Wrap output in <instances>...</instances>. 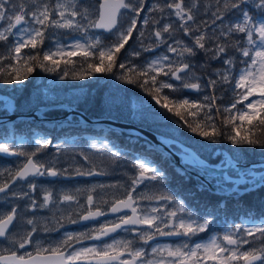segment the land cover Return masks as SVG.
Instances as JSON below:
<instances>
[{"label":"snow or ice","instance_id":"snow-or-ice-1","mask_svg":"<svg viewBox=\"0 0 264 264\" xmlns=\"http://www.w3.org/2000/svg\"><path fill=\"white\" fill-rule=\"evenodd\" d=\"M50 30L88 43L57 40L55 47L37 52L55 35ZM126 45L135 47L128 51ZM0 48V81L5 84L23 83L36 69L58 73L61 80L106 72L142 89L192 133L212 142L223 137L232 144L264 148V0H0ZM144 53L155 58L140 60ZM77 56L84 58L86 68L68 67ZM185 90L197 95L185 98ZM254 129L260 131L255 138ZM159 135V144L150 147L161 159L174 163L173 148L187 152L182 143ZM36 143L39 147L31 153L0 143V154L24 157L19 167L0 171V194L26 202L0 206V264H264V223L195 243L212 220L200 222L183 201L163 192L165 170L144 160L132 164L123 193L114 199L95 193L98 187L116 186L95 184L72 192L45 189L38 196L41 180L108 175L101 165L119 166L123 154L106 141L93 142L95 154L82 151L79 160L65 163L58 155L44 159L52 140ZM188 156L189 163L209 167L192 153ZM173 171L185 175L182 166ZM152 201L169 205V210L144 206ZM62 205L67 215L36 218L45 211L60 212ZM52 233L59 236L49 238ZM160 238L180 242L160 243Z\"/></svg>","mask_w":264,"mask_h":264},{"label":"rangeland","instance_id":"rangeland-1","mask_svg":"<svg viewBox=\"0 0 264 264\" xmlns=\"http://www.w3.org/2000/svg\"><path fill=\"white\" fill-rule=\"evenodd\" d=\"M84 2L85 3L90 2V3L95 4L97 2V0H84ZM99 2H100V0H99ZM50 31H54L55 35L51 38L50 41L49 40L45 41V45L43 47L44 51H46L48 49V47H55V42L57 40H59V42L62 44L73 43L75 41V39H80L81 42L85 43V44L88 43V40L84 39L83 37H75L73 40L65 39L66 34H64L63 30H50ZM91 31L94 32L96 35L102 34L101 32H99L97 30H91ZM103 36L105 38H107L108 36H110V34L109 35L104 34ZM89 39H94V36L90 35ZM107 42H108V40L105 39V43H107ZM129 43L131 44L132 42L130 41ZM127 46L128 45H126L125 47H127ZM134 47H135V45L132 46V48H134ZM132 48H128V51H132ZM123 51L124 50H122V53H123ZM157 51L160 52V54H163L162 50L158 49ZM144 57H148V59H152V58H155V54L144 53L143 56L140 58V60H143ZM197 59L199 60L200 63L204 62L203 60H200L199 58H197ZM134 60H135V58H134ZM214 62L215 61H213L212 64ZM65 85H66L65 80H61L60 77L55 79V80H50V79L49 80H43V79L40 80L39 79L38 81L35 80L34 83H32V85H31V91H32L31 96L29 97L28 100H23L20 103L19 109H17L15 112L18 113V112L22 111L21 113L26 112L29 114L32 111H35L39 107L49 106L52 104L54 105V103L55 104L67 103L69 105H73V106L77 107L78 104L80 105L84 101L86 91L84 90V88H81V87L66 90ZM18 86L22 87L23 85H18ZM111 89H112L111 92L109 94H105V96L102 100L100 98L97 103H95V101L92 102V107H94V108H97L100 105V103L102 104V106H103L102 109L107 111L102 116L107 117V116L112 115L113 117H116V118H122V120H125V121L130 120V122H135L139 125V126L137 125L138 127H140V126H145L147 128L150 127V129H154L159 133H165L167 135V137H169L175 141L177 140L178 142L187 146V148L189 150L193 151V153H195L199 157H201L200 153L201 154H203V153L207 154L206 157L211 156V150H212L211 148H214L216 146H220L219 144H217L218 142H212V141L208 142V140L205 141L201 138L194 139V138H190V137L186 136V134H184V132H183L184 127H181L180 123H177L178 118L172 116L171 113H167V111L165 109H161L159 107V105H155L154 100H152V99L150 100L147 97H138V95H136V94H133L131 96H128V95L126 96L123 93H121L120 91H115V90H117V88L114 86H112ZM18 92H20V91H18ZM11 93H12V97H16L17 99L19 98L18 93H16V92H11ZM91 94H93V92H91ZM196 95H197V93L193 94V93L185 90V98H193ZM106 102H109V103H106ZM6 103L9 104V101ZM125 105L127 107H125ZM153 106L155 107L156 111L152 110ZM64 109L67 111H70V109H68V108H64ZM129 113H131V115H129ZM0 115H2V114L0 113ZM69 118H71V116ZM83 121H85V119H83ZM62 122H64V124H63L64 127L72 126L74 123H77V125L80 126V124L78 123L80 121H78L77 118H74V116H72V119H70V121L63 120V121L59 122L58 124H61ZM52 129H53V127H52ZM53 130H55V129H53ZM70 131L75 132V131H78V129L77 130L70 129ZM118 133H120V132H118ZM63 138L64 137H60L56 142H53L52 144H50L48 146L47 149L44 150L46 155H44V154H42V155H44L45 160L54 159L57 157V155L59 156L60 160L65 162V163L68 161L79 160L80 158L77 156V153L83 151V152L95 154L94 150L91 148V144L93 142H96L99 144L100 142L105 141L102 138H93V139H88V141H83L79 144L78 140L69 141V140H65ZM135 138L136 137H134V138L128 137V141L131 144H135V147L128 146V143L123 144V146L120 145V147H121L120 149L119 148L116 149L112 146L114 148V150L121 152L123 154V156H122V163L119 166L114 167L112 165V166L108 167L107 164L101 165V167L107 168V171L109 173L108 175L91 177V178H75L72 180H60L59 191L72 192L75 189L91 188L92 185L95 184V185H114V186H116L113 188H103V189L98 187L97 192L95 193V195H97L98 197L103 196L105 199L110 200V199H114L117 194L123 193V189H124V186L126 185L128 177L132 174V164L134 162H138L140 160H144L145 162L151 163L148 159H145L143 157L139 158V157H137V155H135L136 149H134V148H137L136 147L137 145H139L141 147L140 148L141 151L143 149L148 148L145 141L137 140ZM122 139L124 142L125 141L124 138H122ZM38 140H47V139L42 137V134H39L38 136H35L34 142L36 143V141H38ZM24 142H26V140L22 139L18 143L19 149L21 151H24V147L29 148V146H30V144H28V143L26 145H24ZM35 146H36V149H37V147H39L37 145V143ZM231 147L234 151H239L235 148L234 145ZM152 153L156 157H159L157 152L153 151ZM127 154L132 155L134 157V159L127 158L126 157ZM220 156H222V152H221ZM239 156H242V154H240ZM235 160H236V162L238 161V159H235ZM22 161H23V158L16 160V161H13V162H9V161L3 162V164L0 165V171H3L5 168L12 169L11 163L20 164ZM154 165L157 167H160V168L162 167L163 170L168 172L167 180L165 181L166 183H172L176 180H177V183H179V182L181 183V180L186 179V176H179L173 171V169L175 167L173 166V163L170 161L166 162L163 159H159V160H157L156 164H154ZM44 181L50 182L52 180L51 179H44ZM44 187H46V186H44ZM45 189H48V188L46 187ZM117 189H119V190H117ZM161 190L165 193L172 195V196L176 195V191H174V190H166L165 187H163ZM144 191L146 193L149 192L148 189H145ZM149 194H151V193H149ZM83 195H84V193L81 192V197H83ZM189 195L192 196L195 194L190 193ZM3 200L6 201V198L5 197L1 198V196H0V204L1 205H3V203H4ZM179 201H183V200L178 199L177 202H179ZM144 206L149 207V208L159 206L161 209V212H165L166 210H169L167 208V204H165L163 202L158 203V201H152L150 203L144 202ZM53 210L57 214L63 213L65 215H67V213H68L67 206H65V205H62L60 207V212H57L56 209H53ZM39 218H37V219L38 220L47 219L45 217H43L41 219H39ZM261 223H264V220H256V221H254V220H251V221L243 220L241 223H238L237 226L247 228V227H254V226L261 224ZM72 226H74V225H70L69 227H72ZM209 264H212V262H210Z\"/></svg>","mask_w":264,"mask_h":264},{"label":"trees","instance_id":"trees-1","mask_svg":"<svg viewBox=\"0 0 264 264\" xmlns=\"http://www.w3.org/2000/svg\"><path fill=\"white\" fill-rule=\"evenodd\" d=\"M3 50H4L3 48H0V55H3V53H4ZM42 50L43 49H38L37 52H40ZM25 51L27 52L29 50L26 49ZM89 59H91V58H89ZM73 61H74V64L68 66L70 69H72V68L80 69L82 66L84 68L87 67L86 63H83L84 58H82V57H79V56L74 57ZM213 66L218 67L219 66L218 62L215 61L213 63ZM61 67H63V65ZM41 78L43 80H49V79L55 80V79L59 78V74L58 73L45 72V71H42L40 69H36L28 77V79H26L23 83L5 84L2 81H0V93H6V94L11 93V92L18 93L19 98L18 99L16 98V101H15V106H16V110H17L20 107V103L23 100H28L29 97L31 96V93H32L31 85H32V83H34L35 80L38 81ZM65 83H66V85H65L66 90L72 89V88H78V87H81V88H84L87 90L86 94H85L84 101L80 105L78 104L77 107L79 110L83 111L87 116H89V118H98L107 112L106 110L102 109L103 106L101 103L97 108H94V107H92V102L95 101V103H97L100 98L102 100L104 98L105 94H109L111 92L112 86L117 88V90H115V91H120L121 93H123L126 96L127 95L131 96L132 94H136V95H138V97L143 96V97H147L151 100V97H149L148 94L145 93L142 89L137 88L135 85L123 83L120 80L116 79V77L114 75H112L110 73H106V72L95 73L91 76H88V78L83 79V80L67 79V80H65ZM18 85H23V86L21 87ZM18 91H20V92H18ZM91 92H93V94H91ZM225 96L227 97L228 94L225 93ZM217 103L222 104L223 102L218 101ZM0 113L2 114L0 116H4V115L8 114V110L6 109L4 101H0ZM64 114H66V110L61 109V108L49 110V111H46L44 113V115L48 116V117H59V116H62ZM110 116H112V115H110ZM74 118H76V117H74ZM197 119H198V117H197ZM14 125H15V128H14V134L15 135L12 137H9L10 131L8 130V128L5 127L4 129H5L6 138L0 137V139H1L0 142H2V140L12 139L15 136H16L15 138H19V137H21V135H27V134L31 133L32 131H34V129H33L34 125L32 123H30L29 121H26V120L16 122ZM39 126H40V123H35L36 128H38ZM35 132H40V131L36 130ZM183 132H184V134H186L190 138H195V139L201 138V139H204L205 141L208 140V142L211 141L209 139H205L204 137H201L195 133L188 131L186 127L183 128ZM64 133H66V132H58L55 130V133H52V135L55 136L57 134L58 136H60ZM259 134H260V131L258 129H254V137L253 138H255V136H258ZM76 136H79V138H81V139H78L79 142L81 143L82 139H86L88 136H91L93 138L103 137V132H102V130L98 131L93 126H87L85 129H81L80 131H78V133L70 132L69 135L64 137V138H65V140H70ZM108 138H109V142L112 146H116L115 145L116 143H121V142L123 143L122 137L116 131L108 132ZM32 142L33 141H30V142H28V144H31ZM217 144L222 145L223 147L227 148V150L233 155L242 154V156L245 160H255L256 158H264V148H261L259 145H236V144H232L228 139H225L223 137L219 138V142ZM233 145L239 151H234L233 149H231L232 148L231 146H233ZM11 146L13 148L17 147L15 142L12 143ZM146 151L149 152V149H146ZM159 159H161V158L158 157V160ZM182 184H183L182 182L177 183V185L179 187L185 188L184 194H186L187 192L195 191L197 188V186L193 180L190 181L188 183V185H182ZM173 187L178 189L175 185H173ZM219 196H220L219 194L213 192L212 190L211 191L207 190L203 194L197 195L196 199L202 200V202L197 201V203L202 204L201 205L202 208H201L200 212H205V214L207 215L210 212L221 211V212H224L223 214L227 215V216H231L230 213H232V216H234V218L235 219L237 218L238 220H239V215H242V214L245 216L254 217V218L264 217V190H262V188L258 189L255 192H252L250 194H245V196L240 198L239 200H237V202L234 201L233 197L226 198L227 203H226L225 207L221 206L220 208H218V206H217L216 208H211L210 207L211 205H217V204H213L212 200L219 197ZM191 201H193V200H191ZM193 202H196V201H193ZM199 204H197L198 207H200Z\"/></svg>","mask_w":264,"mask_h":264},{"label":"water","instance_id":"water-1","mask_svg":"<svg viewBox=\"0 0 264 264\" xmlns=\"http://www.w3.org/2000/svg\"><path fill=\"white\" fill-rule=\"evenodd\" d=\"M103 2V0H101V3ZM98 31H101L102 32V30H98ZM104 33H106V32H104ZM108 34V33H107ZM188 91H190V90H188ZM191 92H193V91H191ZM10 100L11 101V103H10V105L9 106H7L8 107V109H9V111H10V114L8 115V116H5V117H2V119L5 121V122H7V121H9V120H16V119H20V118H25V117H27V118H31V117H37L38 116V112H39V109L38 110H36V111H33V112H31V113H29V114H24V115H15L13 112H14V109H15V107H14V105H13V103H14V99L9 95V94H3V93H0V100ZM59 107H67V106H65V105H61V106H59ZM53 108H55V107H53ZM68 108H72V107H68ZM71 113H74V114H81L79 111H77V110H74V109H71ZM97 122L98 121H102L103 123H106V124H108L109 126H111V127H113V128H115V129H120V130H122V131H124V132H127V133H130V134H134V135H138V136H141V137H144V138H147L148 140H150V141H152L155 145H158L159 144V142H160V135H158V134H156V133H153V132H150V131H148V130H146V129H144V128H142V127H138V126H136V125H134V124H132V123H127V122H123V121H118V120H114V119H98V120H96ZM0 155H2V154H0ZM3 156H6V157H12V156H8V155H3ZM173 159H174V161H176L177 162V164L178 165H180V166H182V167H185L184 166V163H189L188 162V156L186 155H181V154H177L176 153V155L175 156H173L172 157ZM197 158V157H196ZM198 159V158H197ZM199 160V159H198ZM189 164H191V165H193V166H197V167H201L198 163H189ZM209 167L207 168V169H205V168H203V167H201V168H203V169H205V170H208V171H210V172H220L221 174H225L223 171L224 170H227L226 168H219V165H215V164H208V163H206ZM243 167H246V168H248V169H251L252 168V165H240L239 166V168H243ZM186 168V167H185ZM187 169V171L189 172V173H191L195 178H198L197 176V174H195L192 170H190V169H188V168H186ZM260 175H261V180H262V178H263V176H264V171L263 172H261L260 173ZM199 178L201 179V180H203V177L202 176H199ZM257 178H255L254 179V181H258V180H256ZM237 183L236 184H239V183H244V182H248V180H240V179H234ZM251 182V181H250ZM260 184H264V182H261L260 180L258 181V183H256V185H255V187L254 188H256V187H258ZM245 190H243L242 192H244Z\"/></svg>","mask_w":264,"mask_h":264},{"label":"flooded vegetation","instance_id":"flooded-vegetation-1","mask_svg":"<svg viewBox=\"0 0 264 264\" xmlns=\"http://www.w3.org/2000/svg\"><path fill=\"white\" fill-rule=\"evenodd\" d=\"M207 1L209 2V0H205V3H207ZM197 171H199V172H203V171H201V170H199V169H197ZM251 172L253 173V171L251 170ZM185 173V172H184ZM232 173H234L232 176L233 177H238V176H240V175H242V174H247L246 173V171H244V170H241L240 172L239 171H232ZM211 179H213V178H211ZM214 180V179H213ZM195 182H197L196 180H195ZM198 183V189L200 190V189H203V190H208V191H211L212 190V188L214 187V186H210V187H207V186H204L203 185V187H201V183L200 182H197ZM231 185L233 184V182H229ZM240 187H246V185H241ZM58 185H56V184H53V185H51V184H48V190L49 189H51V191H54V192H59L58 191ZM219 188L220 189H222V191L221 192H225L226 191V189L228 188V186H227V184H225L224 182H221L220 183V186H219ZM218 192H220V191H218ZM178 199V198H177ZM8 203L6 202L5 203V205H4V207L5 208H8ZM167 208L169 209V205L167 206ZM53 211H51V212H48V211H45V212H42V213H40L36 218H39V217H41V216H46V217H48L49 219H51L52 218V215H53ZM68 214V213H67ZM57 215H59V214H57ZM31 216V215H30ZM203 220H201L200 222H202ZM79 227H83V226H79V225H74V226H72V227H69V228H71V229H77V228H79ZM64 229H61V232L63 231ZM217 229L215 228L214 230L212 229V228H210L209 229V231L210 232H213V231H216ZM57 236H59V233H52V236L51 237H49V238H55V237H57ZM120 238H128V239H131L132 237L131 236H129L128 234H120ZM195 240V239H194ZM160 243H173V242H176V243H179L180 241H179V239L178 238H160V241H159ZM155 243V242H154ZM4 245L2 244V243H0V247H3Z\"/></svg>","mask_w":264,"mask_h":264},{"label":"bare ground","instance_id":"bare-ground-1","mask_svg":"<svg viewBox=\"0 0 264 264\" xmlns=\"http://www.w3.org/2000/svg\"><path fill=\"white\" fill-rule=\"evenodd\" d=\"M42 79V78H41ZM40 79V80H41ZM54 79V78H53ZM61 89V88H60ZM133 95V94H132ZM136 96V95H135ZM134 97V96H133ZM140 97V96H139ZM15 98V101H16V97H14ZM138 98V97H137ZM145 99V98H144ZM55 104V103H54ZM45 105V104H44ZM53 105V104H52ZM36 108V107H35ZM33 109V108H32ZM60 109V108H59ZM22 112V111H21ZM24 113H26V112H24ZM84 113V112H83ZM75 117V116H74ZM89 117V116H88ZM110 117H113V116H110ZM116 118V117H115ZM117 119H122V118H117ZM39 121H41V120H39ZM127 121V120H126ZM130 121V120H129ZM138 125V124H137ZM139 126V125H138ZM1 127H4V126H1ZM150 128V127H149ZM8 132V131H7ZM1 140V139H0ZM207 155V154H206ZM174 165H178L177 164V162L176 161H174ZM262 186V184H260L259 185V187L260 188H262V190H264V188L263 187H261ZM250 187V186H249ZM214 189V190H213ZM219 187H213L212 188V191L213 192H215V193H217V194H219V195H224V194H229L226 198H228V197H233L234 199L236 198V197H242V196H245V194H248L252 189H247L246 191H244V192H240V193H238V192H234L233 191V189H231L229 192H221L222 191V189H220ZM218 191H220V192H218ZM226 198L225 199H222L221 200V204H226L227 203V200H226ZM191 200H193V201H196V203H197V201L198 202H202V200H200V199H196V196L195 197H192V198H190V201ZM230 215H232V213H230ZM223 217H225V216H223Z\"/></svg>","mask_w":264,"mask_h":264}]
</instances>
